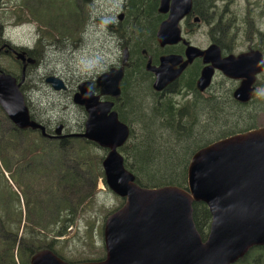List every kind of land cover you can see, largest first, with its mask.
<instances>
[{"label":"trees","instance_id":"1","mask_svg":"<svg viewBox=\"0 0 264 264\" xmlns=\"http://www.w3.org/2000/svg\"><path fill=\"white\" fill-rule=\"evenodd\" d=\"M157 1L128 0L126 6L127 44L124 46L129 60L113 110L130 134L118 151L124 167L139 186L186 189L188 162L194 152L220 139L258 128L255 120L257 114L264 112V86L259 85L245 104L234 101L232 87L227 90L222 84L212 85L208 97H202L194 88L200 68L194 65L179 79L176 93L159 100L151 87L152 76L145 71L146 56L141 54L146 50L154 64L163 52L155 47V32L161 20L156 14ZM244 1L245 13L240 20L235 15L228 16L233 0H192V11L200 21L210 25L209 36L218 45L233 43L237 30L243 26L247 41H256L250 48L263 51L264 33L256 28L254 16L264 17V0ZM36 2V6L25 8L29 20L43 25L54 39L75 38V31L84 18L79 16L74 1V6L68 8H63L60 2L52 5L59 6L57 13L61 19L47 16L48 2ZM20 17L18 14L17 20ZM0 72L16 78L4 69L0 68ZM181 89L183 93L179 97ZM185 92L191 96L185 97ZM93 147V143L84 139H48L39 131L18 130L14 126L6 134L0 133V264H29L30 257L45 248L62 259L51 243L67 234L78 205L92 196V192L88 195L79 190L82 187L80 171H85L82 167L89 171L93 189L97 177H103L102 157L91 152ZM68 149L73 152L69 153ZM13 156L15 161L9 163ZM54 189L60 191V196L54 195ZM11 196L17 204L22 203V211L20 208L13 211ZM210 219L204 204L192 203V220L202 240L207 235ZM59 222H62L60 228H55ZM51 226L53 229H49ZM235 264H264V247L251 249Z\"/></svg>","mask_w":264,"mask_h":264},{"label":"water","instance_id":"2","mask_svg":"<svg viewBox=\"0 0 264 264\" xmlns=\"http://www.w3.org/2000/svg\"><path fill=\"white\" fill-rule=\"evenodd\" d=\"M158 13L166 14L155 32L160 48L182 43L184 57L170 54L152 64L147 56L145 71L153 75L152 90L162 92L175 82L196 58L204 67L196 81L203 92L211 83L214 71L232 80H240L232 98L245 104L255 91L256 76L264 70V56L258 50L221 57L220 49L211 44L200 49L183 39L179 23L192 11V0H159ZM194 23L198 18L193 19ZM4 47V46H3ZM8 51V49H6ZM21 62L20 80L0 72V109L18 130L39 131L48 139L80 138L106 151L101 168L106 187L123 199L122 206L109 214L103 226L105 256L97 261L68 263L49 249L34 253L29 264H235L251 249L264 247V127L235 134L198 149L191 156L186 173V189L177 186L143 188L124 167L119 149L127 142L130 130L112 109L118 99L120 83L129 52L121 50L119 68H111L91 84L78 85L72 101L86 113L83 133L54 134L31 120L20 87L26 64L34 60L15 53ZM54 91L66 89L54 76L45 78ZM202 203L210 214L207 235L201 239L192 220V203Z\"/></svg>","mask_w":264,"mask_h":264},{"label":"rangeland","instance_id":"3","mask_svg":"<svg viewBox=\"0 0 264 264\" xmlns=\"http://www.w3.org/2000/svg\"><path fill=\"white\" fill-rule=\"evenodd\" d=\"M36 1L27 0L29 4L27 6H36ZM40 1L50 4L45 13L48 14V17L51 16V18L54 16L59 19L62 18L57 13L59 12V6L52 5H58L60 2L63 8L74 6V0ZM75 1L77 7L82 10L80 11V16L83 15L84 21L88 17V21L85 27V24L81 22V27L75 31L76 35L74 39H54L46 32L43 25L37 21L29 20V15L25 14L24 3H26V0L21 4H19L20 0L16 1L19 4L18 14L21 15L17 20V26H14L16 18L10 17V7L0 8V24L3 26L1 38L18 48L37 47L43 51L41 56L37 58L40 65L34 69L29 68L27 70V81L20 87V90L30 117L45 126L49 130V134H54V129L58 124H62L65 127L63 134L83 133L86 113L82 107L75 105L72 101L73 95L77 92V82L79 80L93 81L95 80L94 77L103 71L111 67H118L121 50L127 44L125 37L127 20L123 21L118 32H114V34L109 33L105 27L97 25L94 20L100 19L106 14L111 18H115L119 14L121 7L128 5V0H93L90 4H85L82 0ZM249 1L251 3L254 2V0ZM220 5L222 6V4ZM229 12L228 16L235 15L240 20L245 13V1L233 0L232 5L229 7ZM254 18L256 19V28H259L264 33V17L258 19L254 16ZM179 26L183 38L189 40L191 45L204 48L208 44L210 25L206 22L199 21L198 23H193L190 21L187 25L179 23ZM237 32L235 41L232 43L233 50L231 52L234 55L245 52L248 48L251 49L250 47H253L256 43V41L250 43L247 41L243 34V26L239 27ZM155 47L159 49L157 44H155ZM177 49L167 48L165 51ZM262 52L264 53V50ZM0 68L11 72L19 80V67L12 59L0 55ZM48 76H54L61 80L65 79L66 85H64L66 89L59 92L54 91L45 83L44 79ZM257 83L264 86V71L258 78ZM218 84H222L224 88L227 87V90L232 87L229 82L222 83L220 78H216L215 87H218L216 86ZM210 92H213V90ZM255 125L258 128L264 127V112L257 114ZM12 126L0 109V133L6 134L11 130ZM133 128L135 129V127ZM22 138L23 136H21ZM90 150L93 154H99L102 159L106 154V151L96 144ZM68 152L71 153L73 150L68 149ZM9 160V163H13L15 157L13 156ZM82 168L85 171H80L82 187L79 190H81V193H88V195L92 192V196L78 205V209L75 210V213H77L75 214L74 223L66 229L67 234L64 237H56L55 241L51 243L53 250L58 252L62 260L68 263L97 261L104 258V221L111 212L119 209L123 204V199L114 195L106 187L105 182L103 183V177H97L95 189H93V180L89 171L84 167ZM71 171L74 170L71 169ZM5 177L7 178L6 175ZM8 183L12 187V190L17 193L15 187L9 181ZM54 195L60 196V191L54 189ZM43 200L46 201L47 199L43 197ZM11 202L13 211H17L19 208L21 211L23 210L22 203L17 204L12 196ZM43 205H45V202ZM60 223L62 222H59L54 227L60 228ZM12 229L14 231L15 226L12 225ZM49 229H53V226L49 227ZM14 256L16 258V254ZM17 259H15V262H17Z\"/></svg>","mask_w":264,"mask_h":264},{"label":"flooded vegetation","instance_id":"4","mask_svg":"<svg viewBox=\"0 0 264 264\" xmlns=\"http://www.w3.org/2000/svg\"><path fill=\"white\" fill-rule=\"evenodd\" d=\"M17 0H0V8H2V7H4V8H6V7H10V17H13V18H16V22H15V24H14V26H17V18H18V6H19V4H21V3H24V0H20V2H19V4H18V2H16ZM82 1H84L85 2V4H90L93 0H82ZM14 3V4H13ZM25 4V8L27 7V4H28V2H27V0H26V3H24ZM158 4H159V0L157 1V7H156V13H157V15H158V17L159 18H161V20L159 21V23L160 22H162L165 18H166V14H160V13H158V11H157V8H158ZM29 5V4H28ZM74 5H75V8L77 9V12L80 14V11H82L80 8H78L77 7V5H76V1L74 0ZM111 15V14H110ZM80 16V15H79ZM83 16V15H82ZM195 17H197L198 18V22L200 21V18L197 16V15H194V13H193V11H191V13L188 15V16H186V17H184L182 20H181V22L180 23H182V24H185V25H187V24H189V22L190 21H192L193 22V19L195 18ZM81 18V17H80ZM88 18V17H87ZM87 18L85 19V21H83V23L85 24L84 25V27L87 25ZM127 19V9H126V6H122L121 7V10H120V12H119V14H117L116 16H115V18H111V17H109V15L108 14H106L105 16H103V17H101L100 19H95L94 21L97 23V25H101V26H103V27H105V29L109 32V33H111V34H114V32L116 33V32H118V29H119V27L121 26V24L123 23V21H125ZM81 22H82V20H81ZM197 22V23H198ZM194 23V22H193ZM159 25V24H158ZM2 25L0 24V55L1 56H6V57H8V58H10V59H12L13 61H15L16 62V65L19 67V72H20V77H21V70H22V64H21V62L20 61H18L16 58H15V53H24V55H25V57H27V58H31V59H33L34 60V63L33 64H26V68H25V78H24V81H23V83H22V85L25 83V81H27V79H26V73H27V70L29 69V68H36V67H38L39 65H40V62H39V60H36L39 56H41V54H42V49L40 50L39 48H37V47H32V48H23V47H20V48H18V47H16V46H13V45H11L8 41H6V40H4V39H2L1 38V34H2ZM81 26L80 25H78V27H77V29H79ZM158 27V26H157ZM157 30V29H156ZM182 34V33H181ZM183 37V36H182ZM184 39V38H183ZM185 41L186 42H188L190 45H191V43L189 42V40H186L185 39ZM211 44H216L218 47H219V49H220V54H221V57H226V56H228V55H234L233 54V52H231L232 50H233V44L232 43H227L226 44V46L223 44H220L219 43V45L216 43V42H214V40L210 37V39H209V42H208V44L204 47V48H200V49H205V48H207L209 45H211ZM4 46V47H3ZM158 46V45H157ZM159 47V46H158ZM125 48V47H124ZM167 48H178L177 50H167V51H164L165 49H167ZM6 49H8V51H6ZM123 49V48H122ZM159 49H161L163 52L158 56V58L160 57V56H163V55H170V54H175V55H180V56H182V57H184V50H185V46L182 44V43H178V44H176V45H173V46H165V47H163V48H160L159 47ZM251 50H256V49H247V51H251ZM247 51H245V52H247ZM258 51H260L262 54H263V56H264V53L261 51V50H258ZM41 52V53H40ZM241 53H243V52H241ZM237 55V54H236ZM144 56V55H143ZM147 56H149V55H147ZM147 56H146V58H147ZM37 57V58H36ZM151 57V56H150ZM158 58H157V62L156 63H154V65H157L158 64ZM128 60H129V58H128ZM152 60V59H151ZM153 64V63H152ZM119 65H120V63H119ZM194 65H198L200 68H199V70H198V75H197V77H196V79H195V81H194V88L196 89V81H197V79H198V77H199V75H200V71H201V69L204 67V65H203V63H202V59L201 58H196L195 60H193V62L189 65V66H187V68L181 73V75H180V77L175 81V82H173L172 84H170V85H168L162 92H155L154 90H153V92L154 93H156L157 94V96L159 97V100L160 99H163L164 97H168V96H170V94H175L176 93V91H177V83H178V81H179V79L180 78H182L187 72H188V70L191 68V67H193ZM127 66H128V63H127ZM127 66L124 68V75H125V69L127 68ZM111 68H115V67H111ZM111 68H109V69H111ZM116 68H119V66L118 67H116ZM109 69H107V70H105V71H103V72H106V71H108ZM102 72V73H103ZM149 73V72H148ZM263 73V72H262ZM262 73H260L259 75H257L256 76V80H255V83H254V87H255V91H254V93H253V96H254V94H255V92L257 91V89H258V85H259V83H257V80H258V78L260 77V75L262 74ZM101 74V73H100ZM151 74V73H150ZM99 75V74H98ZM98 75H96L94 78L96 79L97 78V76ZM151 76H152V79H153V75L151 74ZM124 77V76H123ZM216 78H220L221 80H222V83H225L226 81H228V82H232V93H233V91H234V89L239 85V83H240V80H232V79H228V78H226V77H224L221 73H219L218 71H214V74H213V77H212V79H211V83H210V85H209V87L207 88V89H205V91H203V92H198L200 95H202V97H208L207 96V94H208V92H209V90H210V88H211V86L212 85H214L215 84V79ZM19 80H20V78H19ZM45 80V79H44ZM65 80V79H64ZM64 80H62L63 81V83L66 85V81H64ZM90 81V82H89ZM89 81H87V80H79L78 82H77V85H76V90H77V87H78V85L79 84H81V83H83V82H89L90 84H91V87H92V90H93V92H94V94L95 95H97L98 94V90H96L95 89V80H93V81H91V80H89ZM153 81V80H152ZM122 82V81H121ZM21 85V86H22ZM120 85H121V83H120ZM152 85V84H151ZM121 92V91H120ZM182 93H183V90L181 89L180 91H179V93H178V95H179V97L182 95ZM185 94V97H190L191 96V93L190 92H185L184 93ZM183 94V95H184ZM100 100L101 101H111V102H113V108L112 109H114V107H115V104L118 102V100H119V98L118 99H111V98H109V97H103V96H101L100 97ZM234 100V99H233ZM235 101V100H234ZM238 103V102H237ZM58 125H62V124H58ZM57 125V126H58ZM56 126V127H57ZM55 127V128H56ZM55 130V129H54ZM64 130H65V127L62 125V131H61V134H63V132H64ZM52 135V134H51Z\"/></svg>","mask_w":264,"mask_h":264},{"label":"bare ground","instance_id":"5","mask_svg":"<svg viewBox=\"0 0 264 264\" xmlns=\"http://www.w3.org/2000/svg\"><path fill=\"white\" fill-rule=\"evenodd\" d=\"M146 51V50H145Z\"/></svg>","mask_w":264,"mask_h":264}]
</instances>
